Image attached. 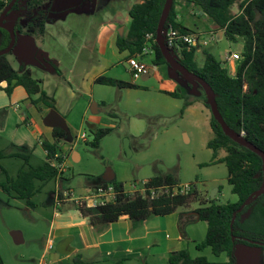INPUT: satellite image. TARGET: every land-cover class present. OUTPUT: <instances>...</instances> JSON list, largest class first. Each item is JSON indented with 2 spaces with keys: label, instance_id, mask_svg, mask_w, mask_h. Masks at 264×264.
Here are the masks:
<instances>
[{
  "label": "rangeland",
  "instance_id": "rangeland-1",
  "mask_svg": "<svg viewBox=\"0 0 264 264\" xmlns=\"http://www.w3.org/2000/svg\"><path fill=\"white\" fill-rule=\"evenodd\" d=\"M33 4L30 5L29 2ZM142 0H22L20 8L10 14L14 18L15 26L22 28L20 37L25 38L29 30L28 25L33 23L37 17L50 19L48 29L56 33L58 30H66L71 34L76 31L88 30L89 35L94 37L95 32L101 34L107 31L108 35L114 32V36H121L120 31L127 32L131 26V18L128 8L134 3ZM35 2L40 3L37 9ZM239 5L232 7V12L238 13ZM187 24L194 32L201 33L202 41L198 54V65L204 64V52L223 61L225 54L241 51L244 48V39H238L236 43L224 39L218 40L217 32L208 17L204 15L187 14ZM74 31V32H72ZM215 35V36H214ZM118 49L114 43L113 53L109 50L107 58L115 65V71L124 74L121 80L136 85L135 88H119L112 86L96 85L94 87V98L91 94V83L84 98L70 100V87L64 86L60 101H63L71 109L68 121L72 124L66 134V141L61 142V151L67 153L65 187L75 191L76 196L83 195L88 183L101 179L108 169H112L117 181L124 184L127 192L133 190L132 184L138 188L143 183L156 176L171 174L175 176L182 185H193L197 191L207 200L214 199L218 204L237 202L238 197L232 193L228 184V169L224 163L216 162L226 156V151L221 150L218 157L208 148V143L214 137L210 120L211 110L207 108V97L203 88L194 81H190L174 71L169 65L155 67L152 60L147 59L150 69L154 74L149 79L140 78L134 80L125 70V61L119 56ZM83 57V56H82ZM100 53L92 63H88V71L100 67ZM12 61V58H9ZM69 62V58L65 60ZM74 63L71 58L70 66ZM16 63L14 64V66ZM229 67V64H228ZM229 69V68H228ZM231 72V68L229 69ZM35 76L45 78L42 71ZM48 89L54 88V82L58 78L48 76ZM57 84V82H56ZM73 89L78 88L76 83H71ZM70 88V89H69ZM90 91V93H89ZM48 92V91H47ZM170 92H176L182 98L171 96ZM64 96V97H63ZM7 98V94L0 92V103ZM92 105L100 106L101 111L93 114L91 110L84 118L83 111ZM64 103L61 106H63ZM189 103V105H187ZM21 105L20 113L32 105ZM36 107V106H35ZM37 108V107H36ZM40 112L41 109L37 108ZM8 122L6 131H0V137L8 138L15 144L32 142L31 150L37 156L43 153V149L31 139L27 126L14 117L13 111ZM6 112H0V124L5 121ZM8 119V118H7ZM6 119V120H7ZM17 124V125H16ZM97 129H112V132L104 137L99 147L92 146ZM1 126V125H0ZM85 134L86 141L81 139ZM3 148L0 145V152ZM7 151L8 149H5ZM79 155L73 158V153ZM77 160V161H76ZM1 165L9 170L10 175L15 176L19 169L25 165L20 158H8L0 160ZM32 165L37 166L38 160L33 158ZM0 182H6V175H0ZM54 183L47 187V191L54 190ZM218 189V192L216 190ZM46 197V196H44ZM25 200H15L0 189V224L11 225L26 229L27 222L40 220L36 212L27 210ZM200 203H194L192 208L198 209ZM182 211V210H179ZM204 238L207 233V224L203 222ZM23 232V230L18 229ZM16 255L5 254L6 264H38L28 258L37 251L33 243L27 242L16 245ZM38 249L42 250L39 244ZM193 257H205L210 262H225V254L217 257L209 248L202 251L194 246L188 250ZM238 264H264V249L239 246L236 250ZM143 263V260H141ZM148 264H169L167 259L159 257L153 260L149 257Z\"/></svg>",
  "mask_w": 264,
  "mask_h": 264
},
{
  "label": "trees",
  "instance_id": "trees-1",
  "mask_svg": "<svg viewBox=\"0 0 264 264\" xmlns=\"http://www.w3.org/2000/svg\"><path fill=\"white\" fill-rule=\"evenodd\" d=\"M19 0L12 11L20 8ZM166 0H143L135 4L129 11L131 26L126 37H118L117 47L120 53L128 52L129 59L142 52L145 37L153 34L157 38V30ZM185 3L197 10L198 15L209 18L217 33L223 32L231 42L244 39L241 60L237 62L236 73H230L228 64L220 62L208 52H204V64L198 65L199 49L184 46L180 54L174 55L189 71L199 75L213 88L219 111L231 129L242 135L249 142L264 151V0H174V5L165 28L172 25L179 33L194 32L190 28L177 22V7ZM30 5L33 3L30 1ZM239 5L238 13L232 12V7ZM37 9L40 3L35 2ZM7 5L0 3V16ZM47 21L37 17L28 25V34L43 36L46 32ZM16 33H22V28L15 26ZM11 44V35L0 27V51ZM155 57L152 63L155 67L168 65L157 43L154 44ZM57 74L61 71L53 64ZM6 83L3 88L2 85ZM99 85L135 88L133 83L124 82L116 78L99 77ZM17 87H22L28 93L29 100L37 108L45 104L56 109L53 100L43 89L42 80L33 76L32 70L22 65L16 70L8 59V55L0 57V89L9 96ZM175 98H182L176 92H170ZM189 105V103L187 104ZM207 108H210L206 103ZM210 125L214 137L208 143L214 158L221 150L226 156L216 162L224 163L228 169V184L232 193L238 197L237 202L218 204L216 200L205 199L192 186L186 194L172 195L176 187L181 186L178 179L171 175L156 176L146 180L147 194L151 190L168 189L157 199L150 200L141 195L129 196L125 193L124 184L114 180L111 182L116 190V197L112 203L96 210H80L84 217L90 218L92 223L111 224L123 217L133 221H144L149 216H167L178 210L189 209L194 203H200L196 209L201 221L207 223L206 238L198 245L200 251L209 248L219 257L227 256L225 262H210L205 257H193L188 250L174 252L169 256V264H238L236 249L238 246L264 249V195L252 201L243 211L238 212L243 203L255 191L259 190L264 181L263 161L260 156L241 146L228 137L219 122L211 116ZM112 132V129H97L92 146L99 147L102 139ZM54 142L43 144L48 152L46 162L42 166L21 169L16 178H10L6 169L0 163V175L6 174V182L0 183L2 191L12 198L26 200L34 206L32 199L37 193V182L47 183L55 180L60 173L52 166L51 160L60 150V144L66 138L62 128L53 130ZM5 155L0 154V160ZM22 158L29 164V157L23 154L10 155ZM238 212V213H237ZM237 218L232 225L234 215ZM263 244V246H260ZM0 264H5L0 253ZM74 264H85L80 258Z\"/></svg>",
  "mask_w": 264,
  "mask_h": 264
},
{
  "label": "crops",
  "instance_id": "crops-1",
  "mask_svg": "<svg viewBox=\"0 0 264 264\" xmlns=\"http://www.w3.org/2000/svg\"><path fill=\"white\" fill-rule=\"evenodd\" d=\"M135 4L137 3L129 6L128 11ZM196 11L185 3L178 5L177 22L190 28L187 24L186 16L188 14L194 17L197 14ZM49 24L50 19L47 20L46 32L43 36L27 34L25 38H23L24 36L21 38V33H18L17 47L8 55V59L12 58V61L10 59L9 61L16 70L25 65L32 70L35 78L42 80L43 89L50 99L53 100L56 109L40 104L41 111L39 112L29 100L28 93L22 87L15 88L11 96L0 89V92L6 93L9 98H5L0 103V112H6V115H4L5 121L0 124V131H6L7 121L12 116V113L9 114L11 111H7V109L12 110L17 121L27 126L31 139L43 149V153H38L36 156L31 150L32 142L15 144L8 138L0 137V145L3 148L0 154L3 153L5 155L3 159L18 158L10 157V155L15 154H23L29 157V164L25 163L22 169L45 164L48 153L43 144L45 142H54L53 130L55 128H62L66 134L70 130L69 126L72 124L68 121V115L71 108L63 101H60L62 91H64V96L67 95L66 88L63 89L64 86L71 88H69V94L72 95L69 98L74 100L79 98V96L84 98L88 90L87 86L91 83V94L89 97L91 96V99H93V86L99 85L96 83L99 77L104 76L119 80L125 77L124 74L115 71L113 61L107 58L109 50L113 53L114 43L118 49L117 39L119 36L116 35L115 37L114 32L108 35L107 31L105 33L103 31L100 32V36L95 32L93 38L86 29L76 32L72 31L74 32L72 34L66 30L50 33ZM120 34V37H126L128 31H120ZM215 35L218 40L224 39V34L221 38H219V33ZM242 52L243 49L235 51V53ZM99 53L100 59L98 62L100 67H95L91 69L92 72H89L88 63H92V56L94 55L97 58ZM128 55V52L119 54L125 61V70L131 75ZM67 58H69V62L65 61ZM71 58L74 59V63L70 66ZM15 63L16 65L14 66ZM50 63H53L61 71L60 75L57 74ZM163 66L165 65L158 67ZM236 67L237 63L229 64L230 73L235 74ZM40 71L45 73V78L35 76ZM48 76L58 78L54 82V88L50 90H46L48 89L49 79H51ZM71 83H76L78 88L74 90L73 86H70L72 85ZM5 86L2 85L3 88ZM21 103L27 106L30 104L34 107H27L24 113H20ZM60 103H64L63 106ZM90 110L93 114H96L101 111V108L99 105H92L90 102L89 109L86 108L83 111L84 118ZM54 113L58 115L55 120L58 125L49 124V121H53ZM91 126L97 129L96 125ZM64 141H66V138ZM4 148L8 150L5 151ZM61 152L67 154L66 152ZM75 156L79 160L80 157L76 152L73 153L74 159ZM33 158L38 160L37 166L32 165ZM6 171L10 178H16L19 172L13 176L10 175L9 170L6 169ZM115 180H117L116 175ZM65 181V177L62 174L50 182L36 183L37 193L32 199L34 206L32 207L25 201L27 202V210L36 212L40 220L36 221V223L27 222L25 227L28 229V233L21 228L0 224V253L3 259H5L3 251L7 255L15 256V244L21 245L30 242L33 243L37 251L28 260L33 259L38 264H74L77 258H80L85 264H148L149 257L153 260L165 257L169 263V256L172 253L189 250L190 246L198 249V245L206 238V236L204 238L202 233L205 225H202L204 224L203 221L200 220L196 209L192 207L182 211L178 210L167 216L151 215L144 221H133L123 217L108 225L99 221L92 223L90 218L81 214V211L73 202H64L60 208L57 207V194L68 189L65 187ZM51 183H54L55 189L50 190L52 192H49L47 196V187ZM102 183V178L93 183H88L83 195H90ZM125 191L127 192L126 188ZM132 192L133 190L127 193L131 196ZM18 229L23 230V232ZM39 244L42 246V250L38 249ZM141 260H143V263Z\"/></svg>",
  "mask_w": 264,
  "mask_h": 264
},
{
  "label": "built area",
  "instance_id": "built-area-1",
  "mask_svg": "<svg viewBox=\"0 0 264 264\" xmlns=\"http://www.w3.org/2000/svg\"><path fill=\"white\" fill-rule=\"evenodd\" d=\"M10 0H0L1 4H7ZM165 43L169 50L180 54L184 46L188 48L196 47L199 48L201 44L207 45V41H202V35L198 32H192L188 34L179 33L172 25L168 26L165 31ZM157 41L154 39L153 34H148L145 37V45L142 52L133 56L128 60L129 69L134 80H139L140 78L149 75L151 69L149 64H147V59L153 60L155 57L154 44ZM241 60V53L229 52L224 56V62L226 64H235ZM81 139L86 141L87 137L85 134L81 136ZM48 153V152H47ZM67 154L59 152L52 158L51 164L55 167L60 175L66 172L67 168ZM147 182L143 183L142 188H138L136 184H133L132 195H141L143 197H148L150 200L157 199L161 195L169 194V190L162 188L159 190H151V194H147L146 186ZM192 186L190 184L181 185L173 190L172 195L186 194L191 191ZM125 193L129 195L126 191ZM116 190L114 185L111 183H102L94 189V191L87 197L76 196L75 191L72 189H65L57 194V207H61L64 202H73L79 210H96L99 207L106 206L112 203L116 197ZM131 195V196H132Z\"/></svg>",
  "mask_w": 264,
  "mask_h": 264
},
{
  "label": "water",
  "instance_id": "water-1",
  "mask_svg": "<svg viewBox=\"0 0 264 264\" xmlns=\"http://www.w3.org/2000/svg\"><path fill=\"white\" fill-rule=\"evenodd\" d=\"M17 1L18 0H12L10 5L6 8V10L3 12V14L0 18V27L5 29L6 31H8L11 35V44L9 45L8 48L0 51V57L5 56V55H9L15 49V45L17 44V33L15 30L14 18L10 17V21L7 24L3 23L6 15L8 14V12H10L13 9V7L17 3ZM173 5H174V0H166L165 6L163 9L161 18H160L158 30H157V38H156L157 45L159 46V48H160L163 56L165 57L168 65L174 71L178 72L184 78H186L190 81L196 82L197 84H199L203 88V90L205 91L206 97H207L208 105L210 106L212 116L222 126L224 133L228 137H230L234 142H236V143L240 144L241 146L251 150L252 152L256 153L258 156H260L262 158L263 172H264V151L259 149L253 143L249 142L242 135L238 134L237 132H235L233 129H231L229 127V125L226 123V121L224 120L223 116L221 115V113L219 111V107H218V104L216 101V94H215L213 88L211 87V85L208 82H206L202 77H200L199 75L189 71L184 65H182V63L174 55V52L169 50V48L166 46L165 36H164L165 31H166L165 26H166L167 20L170 16ZM222 35H223V32H220L219 38H221ZM153 74H154V70H151L149 75H147L143 79H149L151 77V75H153ZM3 85H6V83H4ZM57 116H58L57 113H54V116L52 118L53 121H51V122L49 121V124L58 125V122L55 121ZM102 179H103V183H111L115 180V173L112 171V169H108L106 174L102 177ZM216 192H218V189L216 190ZM263 195H264V181H263L262 187L248 197V199L243 203V205L241 206V208L239 209L238 212L243 211L252 201L261 198ZM214 197H215V194L213 195L212 199H214ZM237 213H235V215H234L232 225L237 218ZM260 246H263V244H260Z\"/></svg>",
  "mask_w": 264,
  "mask_h": 264
},
{
  "label": "flooded vegetation",
  "instance_id": "flooded-vegetation-1",
  "mask_svg": "<svg viewBox=\"0 0 264 264\" xmlns=\"http://www.w3.org/2000/svg\"><path fill=\"white\" fill-rule=\"evenodd\" d=\"M18 1H19V0H18ZM18 1H17V2H18ZM11 2H12V0H10L9 3L5 4V5H7L6 8L10 5ZM6 8H5V10H6ZM13 8H14V7H13ZM5 10H4V11H5ZM12 10H13V9H12ZM12 10H11L10 12H8V14L6 15L5 20H4V22H3L4 24H7V23L10 21V14L14 12V11H12ZM4 11H3V12H4ZM3 12H2V14H3ZM2 14H1V16H2ZM1 16H0V18H1ZM17 34H18V33H17ZM17 40H18V39H17ZM16 47H17V44L15 45V48H16Z\"/></svg>",
  "mask_w": 264,
  "mask_h": 264
}]
</instances>
